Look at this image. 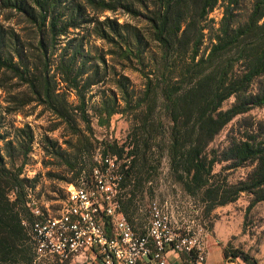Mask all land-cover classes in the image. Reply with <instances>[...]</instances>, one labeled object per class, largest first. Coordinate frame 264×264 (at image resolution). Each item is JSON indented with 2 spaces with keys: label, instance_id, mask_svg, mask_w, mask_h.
I'll return each mask as SVG.
<instances>
[{
  "label": "trees",
  "instance_id": "obj_1",
  "mask_svg": "<svg viewBox=\"0 0 264 264\" xmlns=\"http://www.w3.org/2000/svg\"><path fill=\"white\" fill-rule=\"evenodd\" d=\"M135 2L0 0L30 27L24 40L0 24V264H41L23 225L35 219L32 204L43 208L35 193L39 175L25 170L34 133L8 120L32 106L57 120L53 130L69 131L65 148L46 135L42 140L46 155L72 172L67 183L88 181L102 167L99 157L120 161V209L134 226L160 185L163 160L171 182L198 200L205 216L241 194L251 196L248 210L264 202V121L247 123L242 132L231 128L224 146H212L235 119L264 107V0ZM218 5L222 16L215 22L209 15ZM119 8L144 27L101 18ZM126 71L139 74L140 90ZM90 110L99 127L125 116V142L96 141ZM246 167L244 178L229 181L230 172ZM224 259L256 264L238 250L225 249Z\"/></svg>",
  "mask_w": 264,
  "mask_h": 264
},
{
  "label": "built area",
  "instance_id": "obj_2",
  "mask_svg": "<svg viewBox=\"0 0 264 264\" xmlns=\"http://www.w3.org/2000/svg\"><path fill=\"white\" fill-rule=\"evenodd\" d=\"M98 162L102 167H94L88 181L66 187V198L58 209L32 204L35 219L23 225L28 227L37 259L65 262L84 254L93 255L98 264H171L168 257L173 253L184 256L183 264H208L200 234L204 228L193 232L181 226L187 222L190 205L175 197L154 198L146 210L139 209L144 219L134 226L120 209V161L107 155Z\"/></svg>",
  "mask_w": 264,
  "mask_h": 264
},
{
  "label": "rangeland",
  "instance_id": "obj_3",
  "mask_svg": "<svg viewBox=\"0 0 264 264\" xmlns=\"http://www.w3.org/2000/svg\"><path fill=\"white\" fill-rule=\"evenodd\" d=\"M127 1L133 2L136 5L138 4L135 2L137 0ZM104 16L117 18L120 23L127 21L141 27L145 25L142 20L134 19L125 14L122 8H119L115 13L105 12L101 15V18ZM221 16L222 7L218 5L210 13L209 19L218 22ZM0 24L5 28H13L24 40L30 37L29 24L20 15L4 8L2 4H0ZM208 38L205 39L203 50L209 44ZM95 43L101 45L100 41H96ZM126 74L130 77L134 89L140 90L143 81L139 74L132 71H126ZM97 91L98 87L94 88L93 93ZM4 96L5 93L0 90V105L5 104ZM97 100L98 97L93 99V101ZM69 101L74 104L76 103L73 95L69 97ZM230 102L225 103L224 107H227ZM89 114L91 115V127L96 141L114 139L119 144L125 142L130 128V122L125 116L116 114L111 118L109 127H99L96 122V117L91 110ZM8 120L18 127H22L24 124H28L31 127L34 133V142L27 164L25 165V170L30 175H33V173L39 175V182L35 193L39 195L37 198L41 205H48L50 209L53 208L54 210L58 209L65 196L66 187L70 185L67 181L72 179V172H68L58 160L46 155L42 140L43 136L46 135L62 144L69 137V131L63 128V126L53 130L57 120L47 112L42 113L40 107H29L23 113L9 116ZM254 121H264V107L255 108L244 116L235 119L216 137L212 146H224L226 144V136L231 128H233L234 133L238 129L242 132L247 123ZM95 146L97 148L93 153L94 157L100 154V147L98 144H95ZM62 148H65L63 144ZM90 163L89 158H86L85 169H88ZM219 170L220 166L217 165L215 171L217 172ZM249 170L250 167H246L230 172L228 179L231 182H235L236 180L244 178ZM160 173V185L155 187L153 199L156 198L159 201H163L164 199H172V197H175V199L184 202L185 206L190 205L186 210L187 222L179 224H181L182 228L189 227L193 232H198L199 227L208 228L207 230L205 228L204 230L202 229L200 234L206 243L207 250L209 251L212 247L210 249L213 256L212 264H222L220 256L215 251H221L224 257L225 249L242 251L255 259L256 264H264V202L258 203L248 210L251 196L241 194L235 202L217 207L209 216H205L202 212L201 203L198 200L191 198L189 200L187 197H184L179 186L171 182L166 160L162 162ZM61 176H64L66 181L60 180ZM147 206L148 203L142 208L146 210ZM140 215L142 216V213ZM174 215H177V213ZM143 219L144 216L141 217L140 221L143 222ZM209 225H212L210 229ZM90 256L95 259L93 255ZM38 261L41 264H65V262H59L52 257L41 258ZM229 261H233L236 264H245L240 259Z\"/></svg>",
  "mask_w": 264,
  "mask_h": 264
},
{
  "label": "crops",
  "instance_id": "obj_4",
  "mask_svg": "<svg viewBox=\"0 0 264 264\" xmlns=\"http://www.w3.org/2000/svg\"><path fill=\"white\" fill-rule=\"evenodd\" d=\"M210 249H209V251L207 250L208 251V257H207V263L208 264H212V259H213L212 252ZM215 252L220 256V260H221L222 264H226V260L224 259L221 251L219 252L217 250ZM168 261L171 264H183L184 263V256L172 253L169 255ZM68 264H98V261L96 258L93 259L90 255L88 256V255H84V254H78V255L74 256L72 259H70Z\"/></svg>",
  "mask_w": 264,
  "mask_h": 264
}]
</instances>
